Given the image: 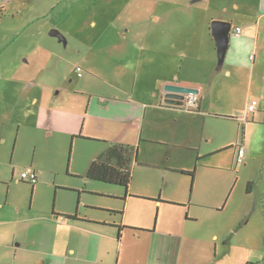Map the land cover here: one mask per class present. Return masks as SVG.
I'll return each instance as SVG.
<instances>
[{"label":"rangeland","instance_id":"rangeland-1","mask_svg":"<svg viewBox=\"0 0 264 264\" xmlns=\"http://www.w3.org/2000/svg\"><path fill=\"white\" fill-rule=\"evenodd\" d=\"M263 1L213 2V20L230 16L233 23L241 21L253 40L248 54L245 50L237 54L230 41L224 64L215 71L213 90L205 94L203 102L208 119L201 149L212 153L210 161L217 160L216 166L230 163L238 144H245L246 155L239 162L236 153L232 168L197 166L198 185L203 193L212 191V198L221 206L206 205L197 210L205 214L206 228L211 232L213 226L220 225L229 232L238 221L236 228L241 233H229L228 242L220 240L218 249L211 244L207 254L197 253L193 262L188 257L187 264H264V212L254 211L246 218L249 224L244 225L238 212L249 190L264 199V16L257 13L263 10ZM147 3L0 0V264H13L12 249L18 243L22 244L16 264H31L35 259H26L42 237L78 240L79 233L53 224L65 214L60 211L111 219L109 213L99 211L101 207L93 209L99 204L112 205L109 194L90 190L120 187L82 179L97 144L81 134L79 124L75 125L81 114L87 113L88 94L82 91L92 89L89 91L99 95L97 92L124 86L132 96L148 98L146 86L155 83L162 67L156 55L151 59L142 54L143 60H139V48L129 44L130 33L126 27L122 29L129 14L119 9L127 4L144 8ZM154 27L162 30L156 24ZM53 28L64 33L66 43L50 35ZM168 35L166 29L160 34ZM210 40L201 41L203 56ZM134 86L137 91L132 90ZM252 99L259 103L246 120L247 103ZM65 127L77 131L69 133ZM223 142L228 145L221 149ZM194 163L195 159L192 169ZM34 168L38 181L33 185L29 179H22L21 173ZM249 203L246 200L245 205ZM35 264H41L39 259Z\"/></svg>","mask_w":264,"mask_h":264},{"label":"crops","instance_id":"crops-1","mask_svg":"<svg viewBox=\"0 0 264 264\" xmlns=\"http://www.w3.org/2000/svg\"><path fill=\"white\" fill-rule=\"evenodd\" d=\"M146 1L148 3L144 8L128 7L127 4V7L119 9L129 14L127 21L122 23V29L126 27L130 33L127 38L129 44L139 48V60H143L142 54L151 56V59L156 55V61L162 67V73L155 83L146 86L149 88L148 98H136L124 86L97 92L101 93L99 95L89 91L92 89L82 91L88 94V98H85L87 113L85 116L81 114L75 125L79 124L81 134L97 144L89 162L113 143L137 147L130 186L126 189L121 185L106 183L120 188L113 191L90 190L98 195L109 194L112 205L99 204L93 209L99 210L101 207L99 211L109 213L111 219L80 215L79 211L77 220L55 217L60 222L54 220L53 224L59 229L63 227L79 233L78 240L66 239L64 242L63 237L59 240H49L50 235L42 237L36 248L30 250L29 259H26L27 262L35 259L31 264H35L37 259L41 264H187L188 257L193 262L197 253L207 254L211 244L215 243L218 249L220 240L223 239V244L228 242L229 233H241L236 228L238 221L230 226L229 232L222 225L213 226L211 232L206 228L205 214L197 210L206 205L221 207L212 198V191L203 193L198 185L199 167L232 168L237 153L236 147L230 163L216 166L217 160L214 163L210 161L212 153L202 152L201 149L203 129L208 119L203 102L205 94L213 90L214 80L217 79L216 69H221L210 28L215 0ZM186 7V10H172ZM262 9L257 12L259 16H264V5ZM216 18L232 21L230 16ZM154 24L161 26L163 32L169 30L168 37L160 36L162 30L155 29ZM150 25H153L151 31ZM235 26H240L242 30L238 37L231 33L233 50L237 54L245 50L248 54L253 34L244 32L241 21L233 23L232 28ZM207 39H211V44L207 43V54L203 56L201 41L206 42ZM125 49L130 50L128 47ZM166 83L197 87L198 106L186 108L183 104L166 102ZM132 90L137 91V87L134 86ZM59 114L61 116L62 112ZM250 114H246V120ZM74 129L67 130L72 133L77 131ZM226 145L223 142L219 146L224 149ZM193 159L195 163L192 169ZM85 175L82 176L83 180H91ZM255 195L254 191L249 190L239 207V218L243 225L249 224L250 220L247 222L246 218L254 211L264 212V199ZM246 200L250 201L248 206L245 205ZM60 213L72 214L71 210ZM20 244L12 249L13 264L17 263Z\"/></svg>","mask_w":264,"mask_h":264},{"label":"trees","instance_id":"trees-1","mask_svg":"<svg viewBox=\"0 0 264 264\" xmlns=\"http://www.w3.org/2000/svg\"><path fill=\"white\" fill-rule=\"evenodd\" d=\"M136 157L137 147L135 145L113 143L90 162L85 176L91 180L121 185L128 189L133 176L132 165ZM191 174L194 175V171ZM60 216L74 220L79 218L77 213L60 214ZM246 264H255V262L247 261Z\"/></svg>","mask_w":264,"mask_h":264},{"label":"water","instance_id":"water-1","mask_svg":"<svg viewBox=\"0 0 264 264\" xmlns=\"http://www.w3.org/2000/svg\"><path fill=\"white\" fill-rule=\"evenodd\" d=\"M232 26V21L218 19L212 20V23L210 25L211 33L215 38V43L217 47V59L219 67L223 66L225 56H227L229 42L231 41ZM50 35L58 37L59 40L64 41V43L67 42L64 33L57 28L51 29ZM164 91L166 96V102L172 105H182L186 100V96L188 94H197L199 92V89L197 87L185 86L183 84L166 83L164 85Z\"/></svg>","mask_w":264,"mask_h":264},{"label":"built area","instance_id":"built-area-1","mask_svg":"<svg viewBox=\"0 0 264 264\" xmlns=\"http://www.w3.org/2000/svg\"><path fill=\"white\" fill-rule=\"evenodd\" d=\"M241 30L242 28L240 26H235L234 28H232L231 33L233 34V36L238 37L240 36ZM76 70L78 72V75L81 76L82 68L78 66L76 67ZM198 101H199L198 95L190 93L186 96V100L184 101L183 106H185L186 108H195L198 106ZM258 103L259 101L257 99H252L249 103H247L246 114L255 112L257 109ZM236 151H237L238 161L242 162L244 156L246 155L245 144H239ZM36 173L37 172L35 170L27 169L23 171V173H21V178L24 180L29 179V182L35 184L38 181V176L36 175Z\"/></svg>","mask_w":264,"mask_h":264},{"label":"flooded vegetation","instance_id":"flooded-vegetation-1","mask_svg":"<svg viewBox=\"0 0 264 264\" xmlns=\"http://www.w3.org/2000/svg\"><path fill=\"white\" fill-rule=\"evenodd\" d=\"M52 36V35H51ZM56 37V36H55ZM58 38V37H57ZM59 39V38H58Z\"/></svg>","mask_w":264,"mask_h":264}]
</instances>
